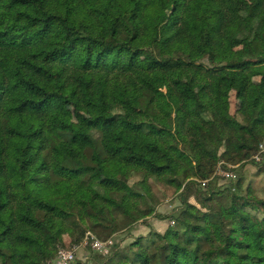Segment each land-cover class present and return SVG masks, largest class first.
<instances>
[{"label":"trees","instance_id":"trees-1","mask_svg":"<svg viewBox=\"0 0 264 264\" xmlns=\"http://www.w3.org/2000/svg\"><path fill=\"white\" fill-rule=\"evenodd\" d=\"M263 139L264 0H0V264L152 214L149 176L182 190L176 225L72 264H264L242 179H195Z\"/></svg>","mask_w":264,"mask_h":264},{"label":"rangeland","instance_id":"rangeland-1","mask_svg":"<svg viewBox=\"0 0 264 264\" xmlns=\"http://www.w3.org/2000/svg\"><path fill=\"white\" fill-rule=\"evenodd\" d=\"M230 100V114L232 116H239L240 99L236 97L235 92L231 93ZM81 111L87 115L92 114V111L86 107L81 108ZM64 112L71 119H75L74 108L72 106L65 107ZM137 118H142V116L139 115ZM261 143L263 147L260 146ZM223 151L224 150L221 149V153ZM263 156L264 139L259 143L257 151H254L252 155L245 158L242 162L232 163L222 159L214 167V171L211 173L209 179H195L200 181V187L205 190L206 183L209 181L217 187L224 188L226 186H234L238 178H241L243 181L244 190L242 193H244V196L240 202L244 206H248V203H250V210L257 215L259 220H262L264 206L260 205L262 202L260 200H264V161L261 163H254L253 160L260 161ZM182 171L183 169H181L179 173L181 174ZM97 179H100V177H97ZM127 180L131 186H135L136 189L141 190L140 181L143 180L142 172L132 173ZM148 182L150 184L151 194L148 195L147 198L141 199L140 207L142 209L152 207L154 209L152 214L134 221H130L129 219L125 220L122 215H118L116 217L118 229L113 233L109 231L110 228L105 230L92 229L90 227L92 222L85 220L84 224L82 223L87 229L85 236L80 241L75 242L72 240L70 234H62L60 237L61 242L59 250L55 256L56 258L54 257L55 259L48 261L47 264H55L58 260L60 251L71 252L74 256V263L78 261L86 263L92 256L94 250L100 251L105 258L112 254V256L118 259L120 255L118 251H127L130 244L139 237H143L144 241L147 242L157 231L163 233L168 227L175 226L176 223L170 218V215L182 205L180 197L182 190H178L166 180L155 176H149ZM187 183L188 181L185 184ZM247 188L250 195H247ZM188 198L190 203L200 206L194 194H190ZM257 208L260 210L258 211ZM261 224L263 223L261 222ZM97 239L100 240V244L95 243ZM114 244H117V253H113Z\"/></svg>","mask_w":264,"mask_h":264},{"label":"built area","instance_id":"built-area-1","mask_svg":"<svg viewBox=\"0 0 264 264\" xmlns=\"http://www.w3.org/2000/svg\"><path fill=\"white\" fill-rule=\"evenodd\" d=\"M261 147H263V144H260ZM96 244H100V240H96ZM74 261V256L69 251H60L58 260L55 262V264H71Z\"/></svg>","mask_w":264,"mask_h":264}]
</instances>
